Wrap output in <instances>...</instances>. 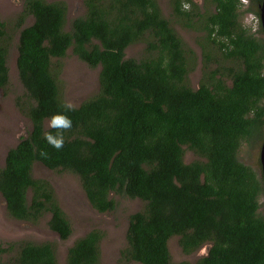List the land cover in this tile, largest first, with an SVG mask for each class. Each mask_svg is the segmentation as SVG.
<instances>
[{
    "label": "trees",
    "instance_id": "obj_1",
    "mask_svg": "<svg viewBox=\"0 0 264 264\" xmlns=\"http://www.w3.org/2000/svg\"><path fill=\"white\" fill-rule=\"evenodd\" d=\"M200 1L168 0L167 17L160 0H84L86 12L70 20L63 0H24L15 43V31L0 20V88L10 82L16 45L25 89L18 102L32 123L0 165L9 218L46 219L60 240L73 235L53 184L32 174L39 162L75 173L98 212L116 209L114 195L142 200L119 252L126 264H264V28L257 37L241 20L244 13L260 20L264 0ZM28 16L33 21L24 26ZM173 20L197 33L200 56ZM136 43L143 44L140 56L127 57ZM69 51L99 68V86L66 113L72 128L56 150L44 135L56 133L46 123L66 103L58 75ZM199 63L193 87L189 74ZM244 142L259 144L261 169L239 158ZM186 149L197 158L186 162ZM105 236L94 227L74 238L66 264H102ZM173 237L185 254L205 245L207 253L173 261ZM0 264H59L56 244L0 239Z\"/></svg>",
    "mask_w": 264,
    "mask_h": 264
},
{
    "label": "rangeland",
    "instance_id": "obj_2",
    "mask_svg": "<svg viewBox=\"0 0 264 264\" xmlns=\"http://www.w3.org/2000/svg\"><path fill=\"white\" fill-rule=\"evenodd\" d=\"M63 1L67 3L70 20L86 12L84 0ZM197 1L201 2L200 0ZM160 5L164 15L170 17L171 9L169 8L168 0H160ZM20 13V0H0V20L6 22L9 31H15L14 43L17 41L18 28H20L17 26ZM241 20L253 33H257L260 25H262L261 19L259 20L252 13H244ZM32 21L33 18H30L25 22V25L31 24ZM172 25L183 36L186 43L200 56V47L195 41L197 33L182 27L175 20L172 21ZM260 35V32H258L256 36L259 37ZM142 50L143 44H133L127 48L126 56L139 57ZM16 58L17 49L16 45H14L8 60L10 82L5 88H0V165L4 164V158L9 147L15 146L21 137L27 136L32 129L30 118L20 108V103L18 102L19 96L24 97L25 89L19 79ZM59 62L61 63V69L59 70L58 82L61 96L65 102H71L78 106L96 93L99 86L98 67H90L71 51ZM200 76L201 64L199 63L189 74V82L193 87L199 85ZM48 125L46 123V126ZM184 154L186 162L197 158V155L189 149H186ZM239 158L258 170L261 169L259 164V144L252 146L244 142L239 150ZM32 174L36 178H46L53 184L61 206L73 223V235L66 241L60 240L59 236L45 224L46 219H42L40 223L33 225L9 218L5 200L0 194V239L2 241H51L56 244L59 264H66L67 247L72 244L74 238L83 235L94 227H99L106 233L101 242L102 264H126L119 259V252L126 243L125 235L129 216L143 207L142 200L114 195V198L118 200L116 209L101 213L95 210L88 202L80 180L75 173H57L36 162ZM260 201H264V196L261 197ZM169 249L173 261L192 262L206 254L208 246L205 245L192 254H185L178 244V237H173L169 240Z\"/></svg>",
    "mask_w": 264,
    "mask_h": 264
},
{
    "label": "clouds",
    "instance_id": "obj_3",
    "mask_svg": "<svg viewBox=\"0 0 264 264\" xmlns=\"http://www.w3.org/2000/svg\"><path fill=\"white\" fill-rule=\"evenodd\" d=\"M244 2L247 3V0H244ZM184 8L187 9L188 5H184ZM61 107L63 111L57 112L49 118V127L56 129V133L49 132L44 135L46 142L56 150L62 149L64 145L63 133L72 128V119L66 113L75 111V105L71 102H66ZM41 155L47 156V153L42 151Z\"/></svg>",
    "mask_w": 264,
    "mask_h": 264
},
{
    "label": "water",
    "instance_id": "obj_4",
    "mask_svg": "<svg viewBox=\"0 0 264 264\" xmlns=\"http://www.w3.org/2000/svg\"><path fill=\"white\" fill-rule=\"evenodd\" d=\"M261 22H262V26L264 28V2L262 4V8H261ZM260 157H261L262 170H263V179H264V141H263V144H262V147H261Z\"/></svg>",
    "mask_w": 264,
    "mask_h": 264
},
{
    "label": "flooded vegetation",
    "instance_id": "obj_5",
    "mask_svg": "<svg viewBox=\"0 0 264 264\" xmlns=\"http://www.w3.org/2000/svg\"><path fill=\"white\" fill-rule=\"evenodd\" d=\"M21 1V12H22V10L24 9V0H20ZM47 1H49V2H53V1H56V0H47ZM59 1H61V0H59ZM30 18H33L32 16H28L27 18H26V21H28ZM26 23H24V25H25ZM26 26V25H25Z\"/></svg>",
    "mask_w": 264,
    "mask_h": 264
}]
</instances>
